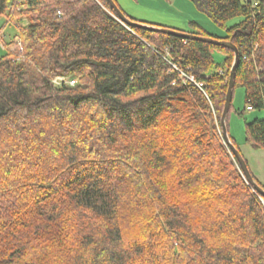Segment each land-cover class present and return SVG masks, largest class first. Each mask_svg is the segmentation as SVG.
Returning a JSON list of instances; mask_svg holds the SVG:
<instances>
[{"label":"trees","instance_id":"obj_1","mask_svg":"<svg viewBox=\"0 0 264 264\" xmlns=\"http://www.w3.org/2000/svg\"><path fill=\"white\" fill-rule=\"evenodd\" d=\"M190 1L223 32L189 33L238 49V114L264 111V0ZM0 18L23 48L0 54V264H264V197L220 133L231 50L106 0H0ZM244 130L264 149V118Z\"/></svg>","mask_w":264,"mask_h":264},{"label":"rangeland","instance_id":"obj_2","mask_svg":"<svg viewBox=\"0 0 264 264\" xmlns=\"http://www.w3.org/2000/svg\"><path fill=\"white\" fill-rule=\"evenodd\" d=\"M115 1L127 17L141 23L168 28L185 33L196 32L201 34L207 33L213 36H221L223 32V29L219 28L205 14L199 12L190 0ZM193 23H196L199 28L194 27ZM1 27H3V30H1ZM0 31L4 35V43H8L10 41L13 42V44L9 46L8 50L15 53L20 59L23 54L21 40L16 36H12L14 35L15 30L12 26L6 23V20L4 18L0 19ZM17 41H19V44H17ZM2 53L3 50L0 49V54ZM213 57L215 60L214 66L207 71V73L205 74L206 76L217 75L216 71L220 68L226 71V68L223 66L225 56L219 52H214ZM57 77L70 80L73 79L70 77ZM244 107V90L243 88L236 86L234 88L232 96V109L228 117L229 133L232 138H234L235 143L239 146V151L243 158L248 161H246L247 167L249 168L248 164H250V166H252L251 168H258L257 170L259 171L257 173L263 176L264 180V149L253 150L251 147L246 145L244 134L245 122L251 121L254 118H264V111L245 110L243 111L242 115H239L238 111L244 110ZM249 153H251L252 155L250 156ZM257 176L259 177V175ZM260 184L264 187V183L261 182Z\"/></svg>","mask_w":264,"mask_h":264},{"label":"water","instance_id":"obj_3","mask_svg":"<svg viewBox=\"0 0 264 264\" xmlns=\"http://www.w3.org/2000/svg\"><path fill=\"white\" fill-rule=\"evenodd\" d=\"M110 6V8L113 10L115 16L117 19H119L123 24L129 26V27H137V28H142V29H147L153 32H158L162 33L165 35L169 36H175L179 38H183L186 40H197L201 41L207 44H211L214 46L218 47H223L226 49H229L233 52L234 58H233V63L231 65L229 74H228V85H227V91L225 95V101L220 117V128H221V133L222 137L225 141V144L227 145L228 149L232 153L233 157L235 158L236 162L238 163V166L240 167V170L246 180V182L260 195L264 197V189L260 187L254 178L251 175V172L249 168L247 167V164L245 162V159L241 155L240 151L231 143L229 137H228V132H227V127H226V117L229 113V109L231 107L232 103V96H233V90H234V81H235V69L238 65L239 62V52L237 47L231 43L230 41H224V40H218L214 39L211 37H203L199 35H194L190 33H185L181 31H176L168 28H162L154 25H149L141 22H136L132 21L129 18H127L117 7L115 2L113 0H106Z\"/></svg>","mask_w":264,"mask_h":264},{"label":"built area","instance_id":"obj_4","mask_svg":"<svg viewBox=\"0 0 264 264\" xmlns=\"http://www.w3.org/2000/svg\"><path fill=\"white\" fill-rule=\"evenodd\" d=\"M1 19V18H0ZM3 30V29H2ZM3 38H4V35L2 34V32L0 31V49L1 50H5V43L3 42ZM17 44H19V41H17ZM173 68H175V66H173ZM176 69V68H175ZM217 75H224L225 74V71L223 69H218L216 71ZM181 77H185L183 74H181ZM187 78L188 80H193L192 77H185ZM53 83L56 85V86H59L61 84H68L69 86H73L75 85L76 83V79H64V78H61V77H57L54 79ZM247 110H250V107L247 108Z\"/></svg>","mask_w":264,"mask_h":264},{"label":"crops","instance_id":"obj_5","mask_svg":"<svg viewBox=\"0 0 264 264\" xmlns=\"http://www.w3.org/2000/svg\"><path fill=\"white\" fill-rule=\"evenodd\" d=\"M249 155L251 156L252 154L251 153H249ZM247 161V160H246ZM248 162V161H247ZM249 165V170H250V172L252 173V175L255 177V179H257L260 183L262 182V183H264L263 181V176H261L260 174H258L257 172L259 171V170H257L258 168H251L252 166H250V164H248ZM254 169V170H253ZM256 173H257V175H259V177L256 175Z\"/></svg>","mask_w":264,"mask_h":264}]
</instances>
